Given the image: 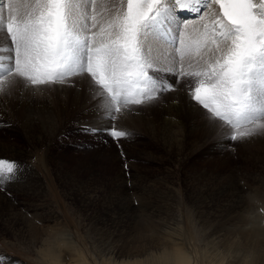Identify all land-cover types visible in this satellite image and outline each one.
<instances>
[{"label": "rangeland", "instance_id": "rangeland-1", "mask_svg": "<svg viewBox=\"0 0 264 264\" xmlns=\"http://www.w3.org/2000/svg\"><path fill=\"white\" fill-rule=\"evenodd\" d=\"M22 1L23 0H19L21 3ZM106 1L107 0H96L95 11L99 15L98 17L108 16V13L112 12L111 4L114 8L119 6L117 5V0H111L110 2L109 0ZM121 1H123L122 4H125V0ZM5 2H7V0H5ZM16 2L19 3L18 0H16ZM255 2L259 3L260 0H255ZM205 19L206 17L203 20ZM187 20L191 22L193 19L189 18ZM190 34L192 35L190 38L191 45L189 47L185 46L183 49V60L180 59V53L176 51L169 50L165 52L166 54L159 50H156L158 51L156 52L155 49L152 51L155 55L152 56V60L154 61V63H152L158 67L156 68L158 69V75L164 76L169 82H176V77L169 75V72H178L181 66H183L184 71H195L200 68L197 66L194 67L195 70L194 68L190 69L185 60L189 57L187 53L188 48L197 51V48H195L193 44H198L202 41L201 32H199V34ZM158 53H160L161 57ZM168 53L169 57H167ZM175 54L178 55L176 56L177 58H175ZM157 56L159 59H156L158 58ZM164 57L167 58L165 59ZM157 60L161 62L156 63ZM164 63L168 64L165 65ZM170 64H172V67ZM161 65L163 66L161 67ZM149 71L153 74L152 69H149ZM75 78L78 77H72L69 80L67 79L68 81L66 80L70 89H74L73 87L76 86V83L73 84V81H76ZM185 80H189L191 86L195 85L196 81L194 78L180 77V87L184 85ZM94 86L95 88L93 91L97 94V89L99 87L96 85ZM178 88L176 90H178ZM32 91L34 97L37 95L42 96L46 101L51 103V106L58 107L59 105H65L68 113H72L73 115L65 120L61 129L59 128L51 135L50 141L47 140L45 144L42 145H34L30 143L29 139H27L19 129L10 127L11 124L8 119V114H4L1 110L5 108V103L8 102L11 97L2 99V104H0V143H11L14 141L20 146L22 145L29 154L31 153L29 155L30 157L28 155H20L19 158L22 162L18 164L21 172L19 171L17 173L18 178L16 180L23 177V173L31 166L32 169H35V171L41 175L45 184V192L40 194L30 190L29 192L14 190L10 187L11 185L0 187V192L7 195L9 194L14 198V210L22 211L27 209L28 213L34 215L32 220L36 224L43 226L58 238H67V236L63 234H61V236L57 235H59V231L63 229L64 226L69 227L76 235L75 243L78 245V248H87L91 253H93V250L100 252L102 246L105 248L113 246L118 249L122 255H130L132 253V255H136L138 253L140 255L143 254L142 257H146L147 253L150 251L159 252L163 249L162 247L166 245V241H168L166 239L169 237L172 227L175 228L174 222L180 214L178 212L184 214V228L187 236L190 237L192 242L193 239H195V241L202 240L205 236V232L206 234H212L210 238L214 237L217 244L216 248L218 249L219 247V253H223L222 251H224L226 247L225 242L231 236L230 242L243 241L242 236H240V231H242L240 228L243 225H241L238 220L239 217L241 220L243 213L239 215L240 206L236 202L237 198L234 199L232 193L225 189V180L222 177L225 176V179H229L235 176L240 180V183L246 190V192H243L241 195L245 205L248 203L250 206V201L254 204L251 200L253 194L251 191L252 188L256 192L257 203L260 205L263 202L261 193H264V145L261 148L257 146L264 141V134L260 133V130L256 132L255 135L258 134V136L254 138L256 139L258 137V140L247 141L245 143H230L223 137L221 142L201 146L193 154H189L188 152L186 156L179 158V156L176 157V155L170 153V145L163 141L159 129L156 127L153 129L149 120L144 121L145 123L142 128L138 126L141 122H137V125H135V123L130 122L131 120H127L126 123H122V125L131 128H123L119 124L120 129L131 133L128 138L123 140L122 147L125 155L121 157L120 151L109 136L102 132L91 135L82 131V126L84 125L97 127V122H95L97 120L96 118L99 117V115H103L101 109H98L99 104L97 101H91L92 103L87 101V106L85 105L86 107L84 110H78V108L71 104V93L65 96L57 95L52 88L50 91H44L43 94H39L36 88ZM170 93H165L159 100V103L153 101L154 106L152 107L131 105L129 108L138 110L132 111L135 116H142L146 119V117L150 115V117H154L155 120H159L157 115L158 106L167 101ZM94 104H96V106ZM123 109L122 107L121 112ZM116 115L119 116V113ZM137 117L136 119H138ZM119 122H121V120ZM249 127H251V125H249ZM205 139H208L207 143H209L211 139L210 135H205ZM214 149H216V151ZM49 157L53 158L51 162L49 161ZM125 162H127L128 165L127 169H125ZM56 171L63 172V175L58 177L57 173L55 175ZM202 171H206V177L203 176L200 179V185L203 187L202 193L203 195L205 194L203 198H205L206 195L210 196V198H205L206 203L200 202L203 212L199 214V217L203 220L204 224H202L199 218L196 220V216H194L193 213L194 208L187 204L184 193L185 183L191 178H194V176H201L200 173ZM213 177L217 179L214 178L213 180ZM123 178L126 179L128 187H132L134 186V182H138V190H140L137 192L134 188L132 193L122 192L121 188L124 185ZM208 180L211 181L208 182ZM246 182L249 183V186L246 185ZM170 183H174L175 188L178 189L177 194L180 200V205L178 206H174L176 203L173 205L170 204ZM221 183L224 188L222 187L220 189L218 185H221ZM204 184L205 186H203ZM200 185L198 186L200 187ZM15 187L16 186H14V188ZM205 188L207 191L209 189V192H207ZM13 190L14 192H12ZM195 190L197 191V189ZM84 195H91L92 201H88ZM128 200L132 201L133 205L131 204V207L127 206ZM210 200L212 201L209 202ZM38 204L39 206H37ZM234 204H236V207ZM2 211L4 213L5 206H2L0 209V212ZM259 211L262 213L263 209L260 208ZM148 222L150 224L149 226ZM262 224L264 226V219ZM16 225L14 229H11L0 222V264H4V258H6V260L16 259L6 262L5 264H17L20 261L21 264H43L36 255L26 251V249L23 248V244H19L20 240H17V237L21 236V225L18 223ZM145 225L146 228H152V231L155 233L151 230L148 232V229L144 227ZM23 231L25 234V230ZM138 232L143 235H140ZM157 235L159 236L157 237ZM159 237L162 239H159ZM163 239L166 240L165 244ZM161 240L163 242H161ZM152 242H154L155 245ZM155 242H157V245ZM204 242L205 241H203V243ZM219 242L221 243L219 244ZM138 243L141 244V249ZM149 243H152L153 245H151L153 247ZM131 244H133V246ZM136 244L138 246L135 247ZM147 244L148 247L150 245V249L147 247L148 250L146 248ZM157 248H159V250ZM234 250H236V247L229 250L227 253L231 258H233L232 254L236 255L237 253L234 252ZM128 251L131 252L129 253Z\"/></svg>", "mask_w": 264, "mask_h": 264}, {"label": "snow or ice", "instance_id": "snow-or-ice-1", "mask_svg": "<svg viewBox=\"0 0 264 264\" xmlns=\"http://www.w3.org/2000/svg\"><path fill=\"white\" fill-rule=\"evenodd\" d=\"M212 4L220 14L210 31L204 26L197 51L207 52L199 70L181 66L169 73L175 83L158 75L152 63L156 42L163 38L183 60L182 29L189 21L180 13L202 20ZM95 8L96 0H0V99L18 87L51 90L70 77L94 84L108 124L84 125L82 131L109 136L124 157L123 140L131 133L119 128L128 114L121 108L152 107L180 87V77H192L195 85L185 80L181 90L230 143H245L264 130V0H127L126 9L121 4L99 28ZM19 171L16 161L0 159V187L15 181Z\"/></svg>", "mask_w": 264, "mask_h": 264}, {"label": "bare ground", "instance_id": "bare-ground-1", "mask_svg": "<svg viewBox=\"0 0 264 264\" xmlns=\"http://www.w3.org/2000/svg\"><path fill=\"white\" fill-rule=\"evenodd\" d=\"M110 1L111 0H109V2ZM23 2L24 0L22 1V3ZM122 2L123 1L121 0H117V5L119 6H117L116 8H114V6L111 3H109L111 4L110 6L112 8V12L111 13L109 12L110 14L108 13V16L98 17L99 15L97 14L98 28L100 24H104L106 21L111 19V17L115 14L117 9L121 7ZM126 3H127V0H125V4L123 3L124 8L126 6ZM218 14H220V9H219L218 4H212L209 7V13L207 12L205 15L206 17L205 20H203L205 17L202 20H192L191 22H189L188 27L186 29H182L185 33V41H186L187 47L191 45L190 38L192 35L190 33L199 34V32H201V38H202L203 37L202 32L204 33L205 31L204 26L207 25L208 30L210 31L212 27V23L215 20L216 15ZM180 15L182 16V13H180ZM96 30L97 29H94V31ZM197 45L198 44L196 43L193 44L195 48H197ZM178 46L179 45H177L176 47ZM167 47L170 48V51H175L174 48L168 42L164 41L163 39H160L159 41L156 42V46L154 47V49L155 51L159 50L160 52L165 53L166 51L167 52L169 51ZM206 52H207V48L204 49L203 47H201L199 51H196L194 49L189 50L187 52L189 57L188 58L186 57L187 59H185L187 66H189L190 69L191 68L193 69L194 67H197V66L200 67L204 63V58H206L205 57ZM152 54H153L152 56H155L154 53ZM158 54L160 56V53ZM176 56L178 55L175 54V58H177ZM167 57H169V53ZM156 59H159V57ZM152 62L154 63L153 60ZM158 62H161V61L157 60L156 63ZM170 65L172 67V64ZM162 66L163 65H161V67ZM154 67L158 68L155 65ZM75 80L78 82L76 83V86L73 87L74 89H70L69 85L67 84V81L64 84H54L51 86V88L54 89L57 95L65 96L68 93H71L72 94L71 104L74 105L76 108H78V110L79 109L84 110V108L87 106L86 105L87 101H90V102L97 101L98 102L100 100L98 93L101 90L99 88L97 89V94H95L93 91L95 86L93 84L89 85L88 83L80 81L79 77L75 78ZM34 88H36L39 91L38 92L39 94H43L44 91H50L47 85L33 86V89ZM41 89H44V90L41 91ZM168 96L169 98L167 99V101L163 103L162 105L158 106L157 115L159 117V120H155L154 117H150V115H148L149 117L147 116L146 119L138 115L137 117L135 116L134 112L129 110L130 108H124L121 113H128V114L125 115L123 119H120L121 120V122H119L120 126L123 128L129 127V126L127 127L123 126L122 123H126L127 120H131L130 122L135 123V125H137V122H141L138 126L142 128L143 124L145 123L144 121L149 120L151 122V125L153 126V129L154 127L159 129L161 138L163 139V141L170 145V153L171 154L173 153L174 155H176V157L179 156V158L186 156L188 152L189 154H193L201 146L221 142V139L223 138V136L220 134V132L215 127L209 125V123L206 121L204 116L198 110V107L195 105V102H190V96L186 95L185 91L181 90V87L178 88V90H176L175 92L173 91L172 93H170ZM104 103L107 105L108 103L107 98L104 99ZM0 104H2V99H0ZM50 104L51 103L46 101L42 96L37 95L36 97H34L33 91H28L27 89L23 87H18L17 89L13 90L11 98L9 99L8 102L5 103V106H4L5 108H3L1 111L4 114H8V119L11 124L10 125L11 128L19 129L23 133V135L27 139H29L31 144H34V145L41 144L42 145V144H45L47 140L50 141L51 135H53L59 128L61 129L65 120L68 117L73 115L72 113H68L67 109L65 108V105L63 106L59 105L58 107H54L53 105L51 106ZM94 105L96 106V104ZM132 106H135V105H132ZM152 115H155V114H152ZM136 117L138 119H136ZM96 119L97 120L95 122H97V125H96L97 127L103 128L107 126L108 121L104 118L103 115L102 116L99 115V117H97ZM229 131L231 132L232 130L229 129ZM260 133L264 134V130H260ZM207 134L208 136L210 135V138H211L209 143H207L209 138L205 139V135ZM256 136H258V134L255 135L254 137H248L247 141L256 140L258 138L257 137L256 139H254ZM0 144H1L0 145V159L13 160V161H16L17 163H21L22 161L19 158L20 155L29 156L31 154V153L29 154L26 151V149L22 147V145L20 146L17 142H14V141H12L11 143H0ZM263 145H264V141L261 142L257 147L261 148ZM214 150L216 151V149ZM52 159L53 158L49 157L50 162L52 161ZM29 167L30 168L27 169L25 173H23L24 174L23 177H21L19 180L5 184V187L11 185L10 187H12V189L18 190L21 192L22 191L29 192L30 190L34 193H39V194L44 193L45 184H44V181L41 175H39V173L35 171V169H32L31 166ZM216 170L218 171L217 168ZM56 173L58 177L63 175V172L61 171H56L55 175ZM200 175L201 176H197V177L194 176V178H191L189 181H187V183H185L186 185H185V192H184L187 204L194 208L193 213H194V216H196V220L198 218L201 220V218L199 217V214L203 212V210H201L202 205H200V202L206 203L205 198H210L209 195H206V197L203 198L205 194L203 195L202 193L203 187H201L200 185V179L201 177L206 175V171H202ZM215 177H213V180ZM224 177L222 178L225 180V182L223 181L225 183L224 184L225 189H227L228 191L232 193L234 199L237 198L236 202L240 206L239 215L243 213L241 220H240V217L238 219L240 221V224L243 225L240 228L242 229V231H240V236H242L243 241L242 242H238V241L230 242V239L232 236L231 237L228 236L230 238L227 237L228 239L225 242L226 247L224 249L225 252L222 251L223 253L221 252L219 253V250H218L219 247L218 249L216 248L217 244L215 242L214 237L210 238L212 234H206L205 232V236L203 237L202 240L195 241V239H193V242H192L190 240V237H188L186 234V231L184 228V214L182 212H178L180 214L179 216H177V219L175 218L176 219L174 222L175 228L172 227V231L170 232V235H169L170 238L166 237L167 238L166 240L168 241L164 240L165 238L163 239L164 244H165V241L167 242L166 245L162 247L163 249L159 252L149 250L150 252L147 253L146 257H142L143 254L142 255L138 254L136 250H135V252L137 253L136 255H132L133 253L130 255H127V254L122 255V253L119 252L118 249H116L113 246L108 247V248H105L104 246H102V248H100L101 249L100 252H96L95 250H93V253H91L87 248H84V249L78 248V245L75 243L76 235L69 227L64 226V228L59 231V235H57V236H61V234H63L64 236H67V238L55 237L53 234H51V232L46 230L43 226L36 224L32 220L34 215L31 213H28L27 209L22 210V211L14 210V207H15L14 198H12L9 194L7 195L2 192H0V209L2 208V206L3 207L5 206V211L4 213L3 211L0 212V222H2L7 228H11V229H14V227L17 226L16 225L17 223L21 225V228H20L21 236L17 237V240H20L21 242V243L19 242V244L20 245L23 244L24 246L23 248H25L26 251H29L33 253L34 255H36L38 259L41 261V263L43 264H264V226L262 224V221L264 219V193L263 192L261 193V198L263 199L262 200L263 202L259 205L257 203L256 192L252 188L251 191L253 194H252L251 200L254 202V204L250 201V206L248 205V203L247 205H245L244 199L241 197V195L243 192H246V190H245V187L240 183V180L236 178L235 176H232V177L229 176L230 177L229 179H225L226 177L225 178ZM17 178H18V175H17ZM211 180H208V182ZM123 182H124V185L121 188L122 192L132 193L134 188L137 190V192L140 190V189L138 190V187H139L138 182H134V186L131 185L132 187H128L127 181L124 178H123ZM171 184L172 183H170V202H171L170 204L173 205L174 203H176L174 206H178L180 205L179 195L177 194L178 189L175 188L174 183L172 185ZM198 185H200V187ZM246 185L249 186V183L246 182ZM14 186L16 187L14 188ZM203 186H205V184ZM218 186L220 187V189L223 187L222 183L221 185H218ZM195 189H197V191ZM14 190L12 192H14ZM207 192H209V189ZM84 197L87 198L88 201L89 200L92 201L91 195H88V196L84 195ZM135 199H138V198H135ZM128 201H127V206L131 207L132 201L131 200H128ZM211 201L212 200H210L209 202ZM234 205L236 207V204ZM37 206H39V204ZM260 208L263 209L262 213L259 211ZM201 222L202 224H204L203 220H201ZM149 225L150 224L148 222V226ZM144 227L146 228V225ZM146 229H148V232L149 230L152 231V228H146ZM146 229L145 231L147 232ZM23 230H25L26 232L25 234ZM140 232H141V229H140ZM139 234L143 235L141 233ZM154 236L156 237L155 234ZM158 236L159 235H157V237ZM160 238L161 237H159V239ZM163 241L161 240V242ZM203 241L205 242L203 243ZM152 243L154 244V242ZM155 243L157 245V242ZM220 243L221 242H219V244ZM145 244H146V241H145ZM131 245L133 246V244ZM150 245L148 247V244H147L146 248L148 247L150 249ZM158 245H159V240H158ZM161 245L163 246L162 243ZM136 246L138 245L136 244L135 247ZM234 247H236V250H234V252H237V253L236 255L232 254L233 258H231V256H229V254L227 253L229 252V250L233 249ZM140 249H141V244H140ZM157 249L159 250V248ZM128 252L130 253L131 251H128ZM14 260L16 259L6 260V258H4V264L6 262H10ZM17 264H21V261L18 262Z\"/></svg>", "mask_w": 264, "mask_h": 264}]
</instances>
